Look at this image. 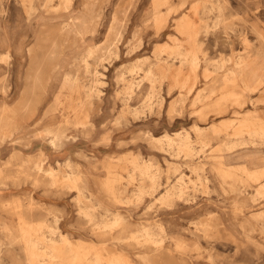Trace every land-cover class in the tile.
<instances>
[{
    "label": "rangeland",
    "instance_id": "obj_1",
    "mask_svg": "<svg viewBox=\"0 0 264 264\" xmlns=\"http://www.w3.org/2000/svg\"><path fill=\"white\" fill-rule=\"evenodd\" d=\"M258 50L264 0H0V264H264Z\"/></svg>",
    "mask_w": 264,
    "mask_h": 264
},
{
    "label": "bare ground",
    "instance_id": "obj_2",
    "mask_svg": "<svg viewBox=\"0 0 264 264\" xmlns=\"http://www.w3.org/2000/svg\"><path fill=\"white\" fill-rule=\"evenodd\" d=\"M183 19L186 20V17H184ZM184 20H183V22H184ZM258 31L260 32V30H258ZM246 38H247V36H246ZM181 49H182V47L178 46V51H180ZM94 52H95L94 50H90L89 51L90 54H93ZM177 54L179 55V58H180L181 62L185 63L188 60V58H187V56L185 54L180 53V52H177ZM260 59L264 60V52L262 50H258L257 53H255V55L252 58L248 59V60L237 61V64L239 65L240 72L243 74V77L246 76V79H244V82H243V86H244V88H246V89H248L250 91H255V90L260 89V87L264 83V69H262L260 67V65H259ZM191 60H195V59H191ZM194 63L197 64L196 62H194ZM233 72H235V71H233ZM97 82L99 83V81H97ZM101 82L102 81H100V83ZM103 83H105V82H103ZM96 92H98V91H96ZM91 93L92 92H90L89 94L91 95ZM96 94H98V93H96ZM78 110H81V104L78 105L74 109V112L76 113ZM78 114H79V112H78ZM79 117H80V115H79ZM262 122L264 123V116H263V121ZM251 124H252V122L247 121V120L241 121L240 122V127H246L247 128V130L249 132V137H247V139H240V140H237V141L228 142L226 144L225 150L232 151L235 148H237L238 146H248V145L250 146L251 145V146L254 147L255 146L254 144H256L255 136L256 135L264 136V128H261L259 131H256L257 129L254 128V127H251ZM195 129L196 130H200L201 126L195 125ZM57 133L58 132H56V134ZM181 134H182L181 131H175L173 134L165 133L162 136H153L152 138H153V142L158 143V144H163L164 142H166L169 146L178 145L179 147H181L182 149H185V150L189 149V148L191 149V147H190L191 144L190 143L192 142V138L190 137L189 133H186V134H183V135H181ZM161 146H163V145H161ZM42 160L34 161V166H36L37 169H39V170L42 169V164H43ZM220 164H221V166H225V165L227 166L225 160H223V162L221 161ZM149 167H150L149 164L143 165L140 168V172L143 175L149 176V177H151L153 179L155 177V174L150 172ZM223 170H224V168H223ZM229 171H235V170L233 168H230ZM241 171L252 173V174H255V175H264V169L249 170L248 167L244 166V167H242ZM46 172L51 177H53L55 175L54 172H53V169L46 170ZM65 177L68 180H70L72 185L75 186L79 190V192L81 191V193L83 194V191L77 186L75 176L74 177L65 176ZM152 182H153L152 189L155 190L154 180H152ZM169 195H170V192H167L164 195L163 199L167 198ZM57 221H58V219L55 220L56 223H57ZM29 246L30 245H28V248H29ZM30 255H31L30 264H34L36 259H38V257L41 256L42 253L41 252L40 253H35L33 251H30ZM39 262H41V260H39ZM127 262L128 261L125 258H122V257H119V256H112L111 258H109L108 264H127Z\"/></svg>",
    "mask_w": 264,
    "mask_h": 264
},
{
    "label": "crops",
    "instance_id": "obj_3",
    "mask_svg": "<svg viewBox=\"0 0 264 264\" xmlns=\"http://www.w3.org/2000/svg\"><path fill=\"white\" fill-rule=\"evenodd\" d=\"M163 135H164V134H163ZM151 136L153 137L154 135H151ZM161 136H162V135H161ZM248 162L253 163V160L250 159V157H249Z\"/></svg>",
    "mask_w": 264,
    "mask_h": 264
}]
</instances>
